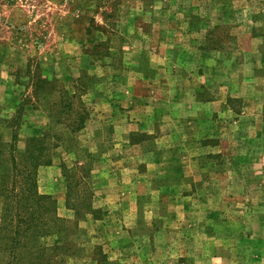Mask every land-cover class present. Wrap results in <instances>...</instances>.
I'll return each mask as SVG.
<instances>
[{"label":"rangeland","instance_id":"rangeland-1","mask_svg":"<svg viewBox=\"0 0 264 264\" xmlns=\"http://www.w3.org/2000/svg\"><path fill=\"white\" fill-rule=\"evenodd\" d=\"M152 4L153 0H0V119L19 116L20 151L30 135L51 129L62 136L50 165L56 171L51 168L40 176V169L47 166L38 170L39 191L55 199L58 215L71 226L68 238L73 246L62 264H264V232L256 233L252 247L240 250L193 247L191 241H181L191 233L181 230L174 237L154 231L165 221L160 214L181 212L182 197L174 194L173 198L154 200L147 178L132 176L135 169L129 163L148 160L155 133H167L173 127L168 120L158 122L159 113L167 110L165 104L173 109L167 99L178 97L175 88L196 80L197 69L211 74L215 65L227 70L229 65L240 64L238 74L242 75L248 73V65L242 51H213L239 45L230 32L229 21L234 22L235 17L229 9L223 23L199 41L205 51L186 54L176 48L186 42L172 38L171 26L168 38L158 39L161 26L157 21H168L175 8L165 13ZM57 51H73L62 59L66 81L54 71ZM185 62H191L194 70H186ZM33 76L49 80L39 84L38 93ZM63 89L76 95L71 111L62 108L59 91ZM182 95L191 97L192 90ZM54 100L62 123L48 117L46 103ZM184 104L188 106L185 102L174 111L183 112ZM77 111L87 116V129L72 132L68 126ZM1 126L3 123V139L9 141L12 128ZM152 150L155 152L154 147ZM215 159L226 161L224 156ZM122 163L126 170L117 175ZM221 179V194L212 184L205 185L210 195L208 207L228 211L232 205L225 196L235 193L243 199L245 191L254 207H259L263 190L256 185L245 189L239 177L231 187L227 174ZM135 188L141 194L138 200L132 194L123 195ZM69 191L79 201L87 199L90 207L83 206L80 215L69 209ZM242 199L235 201L240 209L246 206ZM180 222L176 221L177 226ZM253 225L258 229V222ZM58 237L49 236L44 242L53 245ZM242 237L237 232L233 243L243 241ZM171 240L174 244L166 245ZM220 240L217 243H224ZM214 251L224 256L212 258ZM0 264H4L2 258Z\"/></svg>","mask_w":264,"mask_h":264},{"label":"crops","instance_id":"crops-1","mask_svg":"<svg viewBox=\"0 0 264 264\" xmlns=\"http://www.w3.org/2000/svg\"><path fill=\"white\" fill-rule=\"evenodd\" d=\"M152 6L163 9L165 13L175 8L172 17H167L168 21L165 18L157 21L161 26L158 39L166 40L171 26L172 38L186 42L176 48L186 51V54L205 51L199 41L205 40L212 28L223 23L226 9L232 11L235 20L229 21L230 32L239 45H226L221 50L213 51H242L247 57L248 73L238 74L240 64L229 65L227 70L215 65L211 74L207 70L197 69L196 80H188V83L175 88L178 97L167 99L173 109L169 110L168 105H163L167 106V110L163 109L157 120L160 123L168 120L173 127L167 133H155V141L151 144L155 152L149 149L151 157L148 160L129 163L135 169L132 176L136 179L147 178L151 184L148 192L154 200L173 198L174 194L182 197L181 212L159 215L165 221L155 228L158 235L172 233L175 237L177 231L182 230L191 235L181 241H191L193 247L220 249L228 246L247 250L254 245L256 233L260 235L264 232V193H261L258 208L254 207L246 191L243 199L229 193L225 198L232 206L222 212L207 206L210 195L205 192V185L212 184L217 189L214 188L215 192L221 194V178L227 174L230 187L239 177L245 189L256 185L264 191V0H153ZM57 52L59 56L55 58L54 71L58 78L66 81L67 75L62 68L65 60L62 59L67 52L73 51ZM153 53L158 56L156 51ZM184 64L182 66L190 72L195 68L191 62ZM168 85V88L172 86L170 83ZM187 89L192 90L191 97L179 96ZM203 92H212V95L206 97ZM187 97L190 100H186ZM185 102L188 106L184 104L183 112L174 111L175 106H182ZM231 136L235 137L234 141H231ZM138 147L142 148L143 145ZM218 156H224L226 161L215 159ZM257 161L261 162L259 167ZM51 168L56 171L54 166H47L40 169V176L51 172ZM124 170L126 165L122 163L120 169L117 167L116 174L123 175ZM136 188L123 192V195L132 194L138 200L141 194ZM238 199L245 201L244 209L238 207L235 202ZM234 203L236 206H233ZM175 217L181 221L178 226ZM236 220H239L238 223ZM240 221L244 224H239ZM257 222L258 229L253 225ZM237 232L244 236L243 241L239 239L233 243ZM222 234H225V238H222ZM219 238L224 243H217ZM173 244L171 240L166 245ZM210 254L212 258L224 256L217 251Z\"/></svg>","mask_w":264,"mask_h":264},{"label":"trees","instance_id":"trees-1","mask_svg":"<svg viewBox=\"0 0 264 264\" xmlns=\"http://www.w3.org/2000/svg\"><path fill=\"white\" fill-rule=\"evenodd\" d=\"M34 83L36 93L46 79L39 76ZM54 86V85H53ZM49 93L52 92L48 91ZM62 92V93H61ZM62 108L71 111L75 94L60 90ZM45 99V98H43ZM20 104V103H19ZM21 105V104H20ZM49 119L62 123L57 115L56 101H47ZM18 112V111H17ZM70 119L72 132L85 127L87 116L77 111ZM1 118V117H0ZM3 128H12L11 139H3L0 132V258L4 264H62V258L69 254L72 242L68 238L71 226L57 212L55 199L39 191L38 170L41 166L53 163L54 150L60 145L62 136L51 129L26 139L24 150L17 147L19 135L16 132L19 116L2 117ZM84 176V175H82ZM86 177V176H85ZM71 191V183H68ZM68 192L69 209L80 215L83 206L88 207L87 199L73 197ZM90 207V206H89ZM92 213V212H91ZM59 236L55 244L49 245L44 239Z\"/></svg>","mask_w":264,"mask_h":264}]
</instances>
